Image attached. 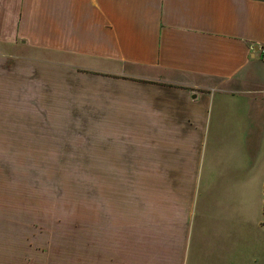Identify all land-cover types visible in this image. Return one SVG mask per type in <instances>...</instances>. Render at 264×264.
I'll return each instance as SVG.
<instances>
[{
	"label": "crops",
	"instance_id": "obj_1",
	"mask_svg": "<svg viewBox=\"0 0 264 264\" xmlns=\"http://www.w3.org/2000/svg\"><path fill=\"white\" fill-rule=\"evenodd\" d=\"M10 2L3 1L9 23ZM19 13L18 25L9 32H20L21 42L32 48L78 55L88 71L98 69L93 63H127L166 75L141 83L81 74L80 65L71 62H23L22 68L34 69L32 84L42 85L37 100L48 104L47 111L84 116L86 124L100 123V134L146 118L165 134V148L178 151L170 161L166 150V163L173 167L196 160L185 156L187 149H199L201 159L207 129L217 140L214 145L227 144L228 151L220 148L222 157L228 148L240 150L246 170L232 165V172L223 175L240 185L233 191L208 188L196 196L185 189L182 199L189 195L193 201L189 212L179 221L166 217L165 234L155 237L147 264H264L262 244L235 236L236 226L230 225L238 195L248 194L253 201L246 180L251 182L264 150V62L255 50L264 44V0H21ZM1 68L0 93H11L13 68ZM260 200L259 189L254 219L264 227ZM252 213L251 207L253 220ZM245 221L248 229L251 220Z\"/></svg>",
	"mask_w": 264,
	"mask_h": 264
},
{
	"label": "rangeland",
	"instance_id": "obj_2",
	"mask_svg": "<svg viewBox=\"0 0 264 264\" xmlns=\"http://www.w3.org/2000/svg\"><path fill=\"white\" fill-rule=\"evenodd\" d=\"M3 1L0 70L6 64L13 68L14 78L12 92L0 93V264H147L155 237L165 234L166 217L179 221L180 215L189 212L193 201L189 195L182 199L185 189L190 187L196 196L208 188L233 191L240 185L223 177L232 172V165L246 170L240 164V150L228 148L230 153L222 157L225 150L220 148L227 150V144L214 145L217 140L208 129L201 159L199 149H187L185 156L192 154L196 160L173 167L166 163V150L170 161L178 151L165 148V134L156 132L157 127L150 126L146 118H136L122 131L118 125L114 134H100V123L86 124L84 116L59 117L47 111L48 104L37 100L42 85L32 84L34 69L22 68L23 62H71L80 65L81 74L141 83L166 75L127 63H93L98 69L88 71L78 55L32 48L21 42L20 32H9L19 23L21 0H11L7 6L10 23ZM3 55L11 56L8 62L2 61ZM92 130H96L93 135ZM262 153L251 182L246 180L254 191L253 201L248 194L238 195L236 218L230 225L236 226L235 236L251 237L264 247V227L254 219L260 189L259 214L264 223V150ZM174 169H183L185 175ZM245 220L253 223L248 222V229ZM228 227L225 223L224 229ZM222 234L228 236L226 230Z\"/></svg>",
	"mask_w": 264,
	"mask_h": 264
},
{
	"label": "built area",
	"instance_id": "obj_3",
	"mask_svg": "<svg viewBox=\"0 0 264 264\" xmlns=\"http://www.w3.org/2000/svg\"><path fill=\"white\" fill-rule=\"evenodd\" d=\"M258 52H259V56H260V58H261V59L263 60V62H264V44L259 45Z\"/></svg>",
	"mask_w": 264,
	"mask_h": 264
},
{
	"label": "water",
	"instance_id": "obj_4",
	"mask_svg": "<svg viewBox=\"0 0 264 264\" xmlns=\"http://www.w3.org/2000/svg\"><path fill=\"white\" fill-rule=\"evenodd\" d=\"M255 50H257V51H258V47H257V48H255Z\"/></svg>",
	"mask_w": 264,
	"mask_h": 264
}]
</instances>
